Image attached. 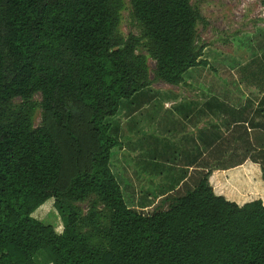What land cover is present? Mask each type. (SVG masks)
<instances>
[{
    "label": "trees",
    "instance_id": "1",
    "mask_svg": "<svg viewBox=\"0 0 264 264\" xmlns=\"http://www.w3.org/2000/svg\"><path fill=\"white\" fill-rule=\"evenodd\" d=\"M129 3L156 80L176 86L205 64L190 0ZM121 8L122 0H0V264H264V201L216 194L212 169L166 209L126 205L105 119L150 81L140 39L117 32ZM15 98L22 103L11 110ZM91 196L103 220L74 205ZM49 199L60 232L32 216Z\"/></svg>",
    "mask_w": 264,
    "mask_h": 264
},
{
    "label": "rangeland",
    "instance_id": "2",
    "mask_svg": "<svg viewBox=\"0 0 264 264\" xmlns=\"http://www.w3.org/2000/svg\"><path fill=\"white\" fill-rule=\"evenodd\" d=\"M190 4L200 16L194 45L205 64L187 71L176 87L154 78L155 61L129 0H122L119 11L117 32L140 39L136 54L145 59L150 85L120 101L117 113L105 119L118 142L109 166L126 205L142 212L166 209L208 169L216 194L264 201V0ZM40 101L39 95L30 101L33 127L42 122ZM21 103L13 99L11 110ZM53 202L47 200L32 216L60 232ZM74 205L83 214L92 208L102 212L103 218L93 196Z\"/></svg>",
    "mask_w": 264,
    "mask_h": 264
},
{
    "label": "crops",
    "instance_id": "3",
    "mask_svg": "<svg viewBox=\"0 0 264 264\" xmlns=\"http://www.w3.org/2000/svg\"><path fill=\"white\" fill-rule=\"evenodd\" d=\"M169 86H171V85H169ZM172 87H176V86H173V85H172ZM232 171H233V170H232ZM217 178H218V177H217ZM214 179H216V177H215ZM217 184H218V182H217ZM33 217L36 218L35 216H33ZM36 219H37V218H36Z\"/></svg>",
    "mask_w": 264,
    "mask_h": 264
}]
</instances>
